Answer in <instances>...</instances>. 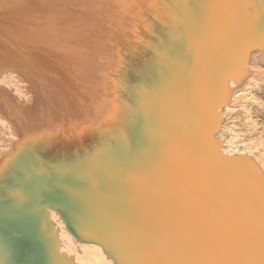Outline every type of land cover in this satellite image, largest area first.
<instances>
[{
	"label": "rangeland",
	"instance_id": "obj_1",
	"mask_svg": "<svg viewBox=\"0 0 264 264\" xmlns=\"http://www.w3.org/2000/svg\"><path fill=\"white\" fill-rule=\"evenodd\" d=\"M0 27V264H264L261 165L212 137L234 107L264 151V0H0ZM197 61L236 80L207 109Z\"/></svg>",
	"mask_w": 264,
	"mask_h": 264
},
{
	"label": "bare ground",
	"instance_id": "obj_2",
	"mask_svg": "<svg viewBox=\"0 0 264 264\" xmlns=\"http://www.w3.org/2000/svg\"><path fill=\"white\" fill-rule=\"evenodd\" d=\"M206 1V0H205ZM214 2V1H213ZM246 2V1H245ZM204 3V2H203ZM33 4V3H32ZM24 5V4H23ZM21 6V5H20ZM190 6V5H189ZM217 6V5H216ZM237 6H238V4H237ZM240 6V5H239ZM34 7V6H33ZM200 7V6H199ZM204 7V6H203ZM25 7H23V9H24ZM42 8V7H41ZM232 8V7H231ZM183 9V8H182ZM222 9V8H221ZM21 9H18V10H16V12L17 11H20ZM204 11V10H203ZM224 13V12H223ZM227 13V12H226ZM11 14H13V13H11ZM18 14V13H17ZM190 14V13H189ZM8 15V14H7ZM185 16V15H184ZM190 16H192V15H190ZM11 17V16H10ZM189 18V17H188ZM41 19V18H40ZM194 19V18H193ZM246 20V19H245ZM195 21V20H194ZM247 21V20H246ZM197 22V21H196ZM228 22V21H227ZM243 23H245L244 21H242ZM250 22V21H249ZM202 24H203V22H202ZM205 24V23H204ZM242 24V23H241ZM249 24V23H248ZM30 25H31V23H30ZM245 25V24H244ZM250 27V26H249ZM1 28V27H0ZM204 28V27H203ZM240 28V27H239ZM243 28V27H242ZM245 28V27H244ZM247 28V27H246ZM245 28V29H246ZM45 29H47V28H45ZM212 29V28H211ZM218 29H220V28H218ZM226 29V28H225ZM228 29V28H227ZM250 29V28H249ZM49 30V29H48ZM230 30V29H229ZM243 30V29H242ZM215 31H217V30H215ZM214 31V32H215ZM250 31V30H249ZM220 33V32H219ZM216 34H218V33H216ZM223 34V33H222ZM219 35V34H218ZM220 36V35H219ZM242 36H245V35H242ZM250 36H252V35H250ZM249 36V37H250ZM203 37V36H202ZM222 37V36H221ZM229 37L231 38V36L229 35ZM253 38V37H252ZM261 38V37H260ZM259 38V39H260ZM238 39V38H237ZM213 40V39H212ZM249 40V39H248ZM252 40H255V39H252ZM263 40V39H262ZM220 41V40H219ZM256 41V40H255ZM254 41V42H255ZM215 42H217V41H215ZM234 42V41H233ZM237 42V41H236ZM240 42H241V40H240ZM253 42V41H252ZM264 42V41H263ZM17 43V42H16ZM191 44H193L192 42H190ZM251 43V42H250ZM214 44V43H213ZM223 44V43H222ZM252 44V43H251ZM78 45V44H77ZM199 45H201V44H199ZM1 46H2V44H1ZM231 46V45H230ZM235 46V45H234ZM256 46V45H255ZM262 46H263V50H264V43H262ZM3 47V46H2ZM2 47H0V48H2ZM233 47V46H232ZM240 47V46H239ZM238 47V48H239ZM33 48V47H32ZM194 48V47H193ZM196 48V47H195ZM3 49V48H2ZM188 50H189V48H187ZM201 49V48H200ZM205 49V48H204ZM206 50H207V48H206ZM214 50H215V48H214ZM251 50V49H250ZM190 51V50H189ZM31 52V51H30ZM196 52V51H195ZM220 52V54H221V56L223 57V60H226V61H228L229 63H230V65H228L227 64V68H225V72H227V71H231V69L233 68V67H236V66H238V65H241L242 66V64H243V66L244 65H246V67H248V66H251V56H245V57H243L244 55L242 54V52L240 51V50H236V49H230V48H228V49H226L225 47H221V51H219ZM247 52V51H246ZM256 52V51H255ZM248 53V52H247ZM252 53H253V51H252ZM212 54H214V53H212ZM249 54V53H248ZM247 54V55H248ZM50 55V54H49ZM48 55V56H49ZM251 55V54H250ZM32 56V55H31ZM264 56V55H263ZM196 57V56H195ZM194 57V58H195ZM222 57H221V59H222ZM47 58V57H46ZM45 58V59H46ZM12 59V58H11ZM14 59V58H13ZM42 59H44V58H42ZM48 59V58H47ZM208 59V58H207ZM220 59V60H221ZM256 59V58H255ZM262 59V58H261ZM37 60V59H36ZM193 60V59H192ZM48 61V60H47ZM50 61V60H49ZM209 62V61H208ZM208 62H196V64L194 63V74H204L205 76L206 75H209V73L211 72L210 70V68H209V64L210 63H208ZM51 63V62H50ZM251 63V64H250ZM264 63V62H263ZM5 64H9V62H6ZM254 64V63H253ZM248 65V66H247ZM219 66H221V65H219ZM190 67V66H189ZM246 67H243L244 69H246ZM12 68V67H11ZM191 68V67H190ZM223 68V69H224ZM239 68V67H238ZM250 68V67H249ZM248 68V69H249ZM182 69V68H181ZM210 69V70H209ZM219 69V68H218ZM242 70V68L240 67L238 70ZM243 69V70H244ZM251 69V68H250ZM238 70L237 71H235L234 73H235V75H236V72H238ZM71 71V70H70ZM213 71V70H212ZM245 71V70H244ZM247 71H249V70H246L244 73H246ZM252 71V70H251ZM9 72V71H8ZM11 72V71H10ZM9 72V73H10ZM13 72V71H12ZM220 72V71H219ZM72 73V72H71ZM248 73V72H247ZM20 74V73H19ZM85 74V73H84ZM184 74V73H183ZM219 74V73H218ZM248 75V74H247ZM20 76V75H19ZM88 76V75H87ZM210 80H212L213 82H214V88H216V86H219V85H221L223 82H225L226 80H231L230 82H233L234 84H235V82H236V80L235 79H233L232 77L233 76H231V79H227L225 76H223V72L221 71L220 72V74L219 75H212L211 73H210ZM237 76V75H236ZM235 76V77H236ZM171 76H170V74H168L167 75V80L170 78ZM245 76H242V78H241V80L244 78ZM252 77L253 76H251L250 77V79H252ZM24 78H26V77H24L23 76V79ZM30 78V77H29ZM29 78H26L27 79V81H28V79ZM236 78H239V77H236ZM22 79V78H21ZM23 79H22V81H23ZM32 79V78H31ZM31 79H29V80H31ZM88 79V78H87ZM102 79H103V77H102ZM245 79H246V81H244V82H247V78L245 77ZM244 79V80H245ZM256 79V78H255ZM258 79V78H257ZM20 80V79H19ZM25 80V79H24ZM89 80V79H88ZM92 80V79H91ZM90 80V81H91ZM167 80L166 79H164V82H167ZM240 80V79H239ZM239 80L237 79V84H239ZM93 81V80H92ZM98 81H100V80H98ZM235 81V82H234ZM25 82V81H24ZM31 82V81H30ZM33 82V81H32ZM243 82V81H242ZM27 83V82H26ZM29 83V82H28ZM34 83V82H33ZM93 84V83H92ZM176 84H177V87H176V93L178 94V95H186L187 96V100H186V104H187V108H186V111L188 112V113H190V114H192V115H195L196 114V112H195V105H194V103L191 101V99H190V97H189V94L187 93V84H188V81H187V79L186 78H184V77H181L177 82H176ZM175 84V85H176ZM28 85V84H27ZM26 85V86H27ZM29 85H30V83H29ZM240 85H242L241 84V81H240V84H239V87H240ZM244 85V84H243ZM245 85H248L247 83L245 84ZM89 86V85H88ZM94 86V85H93ZM98 86V85H97ZM235 87H236V85H234ZM254 86H255V83H254ZM1 87V86H0ZM27 87H29V86H27ZM91 87V86H90ZM162 87V86H161ZM239 87H236L237 88V90H238V92H239V90L240 91H246L247 90V88L246 87H244L242 90L241 89H238ZM243 87V86H242ZM256 87V86H255ZM24 88H25V86H24ZM218 88V87H217ZM257 88V87H256ZM3 89V88H2ZM22 89V88H21ZM236 90V91H237ZM6 91V90H5ZM9 91V90H8ZM160 91V90H159ZM25 92L26 91H20L19 92V96H17V97H24V94H25ZM230 92V91H229ZM174 93V92H173ZM175 93V94H176ZM235 93V92H234ZM212 94V93H211ZM232 95H234L233 93H232ZM241 95V94H240ZM242 95H243V93H242ZM241 95V96H242ZM173 97V96H172ZM182 97V96H181ZM175 100V99H174ZM177 101V100H176ZM228 108H230L231 110H228V109H223L222 111H221V114H220V119H219V121L217 122V130L213 133V135H212V137L214 138V139H219V142L218 143H221V148H220V152H221V154L222 153H238V152H242V153H245V155L247 154V157L250 159V158H253L254 159V161H256L257 163H259L261 166H260V171H261V173H262V176H264V151H262V150H256V149H254V150H251L250 148H249V145L247 144V139H246V134H247V132H249V128H248V125L242 120V119H240L239 120V122L238 123H236L235 122V117H236V115H238V113L237 112H235V111H233V109H234V107H228ZM155 109V108H154ZM2 109H0V116H3L2 115V113H4V111L2 110ZM4 115H5V113H4ZM7 116V115H6ZM5 116V117H6ZM4 117V116H3ZM3 117H1V118H3ZM6 120V119H5ZM134 120V119H133ZM250 120H253L252 119V117H251V119ZM13 121V120H12ZM250 122V121H249ZM11 123H13V122H11ZM14 123H16L15 121H14ZM130 123V122H129ZM134 124H135V121L133 122ZM252 123V122H251ZM17 124V123H16ZM133 124V125H134ZM253 125V124H252ZM251 125V126H252ZM255 125V124H254ZM14 126V125H13ZM16 126V125H15ZM257 127H258V125H257ZM252 128H253V126H252ZM251 130V129H250ZM254 130H255V128H254ZM255 132V131H254ZM260 131H258V133H259ZM2 133H0V142H7L8 140H6L5 139V137H2V135H1ZM132 135V134H131ZM263 141H264V139H263ZM9 142V141H8ZM261 142H262V140H261ZM192 144V143H191ZM11 144L10 143H6V144H4L2 147H5V148H7L8 146H10ZM12 145H13V143H12ZM11 145V146H12ZM2 147H0V150L2 149ZM237 147H239V148H237ZM4 149V148H3ZM262 149V148H261ZM4 151V150H3ZM2 151V152H3ZM4 152H6V150L4 151ZM3 152V153H4ZM37 167H39L38 165H31L30 166V168H31V174H34L35 175V177H41L40 175H39V173H38V171H37ZM19 177H20V175H19ZM16 178H18V177H16ZM16 184V183H15ZM46 187V186H45ZM44 187V188H45ZM12 188V187H11ZM46 190V189H45ZM205 204V203H204ZM184 211V210H183ZM191 213V212H190ZM160 214V213H159ZM158 214V215H159ZM178 214V213H177ZM181 214H182V212H181ZM181 214H180V216H181ZM178 216V215H177ZM175 217V216H174ZM156 218V217H155ZM176 218V217H175ZM182 218V217H181ZM188 218V217H187ZM180 219V218H179ZM165 220V219H164ZM163 220V221H164ZM183 220V219H182ZM177 221V220H176ZM54 222V221H53ZM167 223H168V221H166ZM66 224V223H65ZM153 224V223H152ZM173 224V223H172ZM178 224H180V223H178ZM171 225V224H170ZM165 226H167L166 225V223H165ZM168 227H170L169 225H168ZM167 227V228H168ZM59 230H60V228H59ZM63 230V229H62ZM53 240V239H52ZM164 240H165V238H164ZM74 241V240H73ZM174 241H172V243H173ZM168 243V242H167ZM184 243H186V242H184ZM183 246V245H182ZM87 247V246H86ZM160 247H163L162 245L160 246ZM168 247V246H167ZM62 248V247H61ZM85 251H88L89 252V250H86L85 248H83ZM89 249H91V248H89ZM174 249V248H173ZM92 250V249H91ZM94 250V249H93ZM64 251V250H63ZM81 251H83L82 249H81ZM173 251V250H172ZM91 252H93V251H91ZM96 252V251H95ZM99 252V251H98ZM84 253V252H83ZM87 252H85V254H86ZM97 253V252H96ZM93 254V253H92ZM77 255H78V253H77ZM87 255H90V254H88L87 253ZM95 255V254H94ZM99 255V254H98ZM80 258H82V256L80 257ZM102 258V257H101ZM101 258L100 257H96V258H91L90 257V259L87 257H85L84 259H83V263H84V261L85 262H90L91 264H100L101 263Z\"/></svg>",
	"mask_w": 264,
	"mask_h": 264
},
{
	"label": "crops",
	"instance_id": "obj_3",
	"mask_svg": "<svg viewBox=\"0 0 264 264\" xmlns=\"http://www.w3.org/2000/svg\"><path fill=\"white\" fill-rule=\"evenodd\" d=\"M195 75H198V76H200V79L201 80H209L208 82H209V85L207 86V89L205 90V92H206V94H207V96H206V99L203 101L204 103H205V106L203 107L204 109H207L206 108V105L208 104V98L210 97V92H209V90L208 89H212V88H214V82L212 81V80H210V73H209V75H204V74H195ZM187 93L189 94V97H190V99H191V101L194 103V105H195V112L197 113L198 111H200V109H201V106H200V104H202V102H199L198 104L197 103H195L194 102V100H193V93H192V91L191 90H189L188 88H187ZM212 93V92H211ZM199 105V106H198ZM215 132V131H214ZM213 132V133H214ZM157 147H159V142H158V140H154L153 142H152V148L153 149H157ZM162 156V154L161 153H157L156 155H155V159H159L160 157ZM11 175H12V177L11 178H8V179H10L11 181L9 182V183H7L8 185H6V188H5V190H4V192L3 191H1V194L4 196L5 194H8V193H12V192H18L19 191V186L21 185V183H22V177H21V179L19 180L18 178H16V179H14V177H19V173H17V172H12L11 173ZM35 178V180H37V181H41L42 179H41V177H34ZM16 183V184H15ZM12 187V188H11ZM3 192V193H2ZM33 206H31L30 207V214L31 215H37L38 214V212H37V205L34 203V201H32V203H31ZM50 219V222H51V225H52V232H53V235H54V233L56 232L55 231V228H56V226H55V222H53V219H52V217H50L49 218Z\"/></svg>",
	"mask_w": 264,
	"mask_h": 264
}]
</instances>
